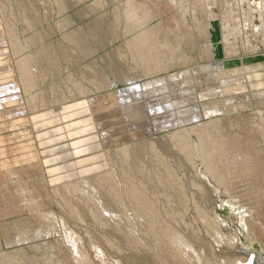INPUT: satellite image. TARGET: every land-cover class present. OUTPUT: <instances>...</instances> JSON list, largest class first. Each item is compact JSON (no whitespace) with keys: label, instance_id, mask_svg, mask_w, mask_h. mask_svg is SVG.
Instances as JSON below:
<instances>
[{"label":"rangeland","instance_id":"374dc122","mask_svg":"<svg viewBox=\"0 0 264 264\" xmlns=\"http://www.w3.org/2000/svg\"><path fill=\"white\" fill-rule=\"evenodd\" d=\"M188 4L190 5V2ZM179 6L178 0L174 2L171 0H0V7L4 11L1 22L3 35H0L6 41L8 32L13 34L9 47L15 53L12 62L15 67L13 69L18 75L11 80L0 78V88L5 90L0 92V251L8 254V259L17 261L12 263L3 258L0 264H35L32 262L34 258H37L39 264H75L67 248L64 229L60 225L52 226L44 218H37L35 214L38 211L55 212L58 217L61 216L65 220L72 231L83 236V246L95 264L102 263L97 260L93 252L89 236L99 242L109 264H190L191 262V264L197 262L204 264V257L208 258H205V264H234L233 260H243L250 254L259 264H264L263 48L256 53L241 52L242 57L227 59L221 23L215 21L212 39L208 46L205 44V40H208L206 32L202 31L203 35L199 37L193 30L194 25H205V14L196 13L194 22L191 11L190 14L182 16ZM211 10L218 13L219 7H211ZM1 15L2 13L0 17ZM141 17L144 21L138 28L131 29L127 26L126 19ZM149 27V33L139 36L141 30ZM75 32L79 34L78 36L76 34L77 37L73 35ZM133 39H135L134 43L129 49L127 45ZM6 42L8 46V41ZM138 45L145 50L141 53L140 63L137 64L133 61L131 52L135 55ZM240 58L254 61L227 63L226 67L244 68L246 87L242 91H232L222 85L219 87L221 91H218V85L212 86L209 81L197 80L190 83L184 80L185 74L192 73L196 65L207 66L215 62L218 67L220 66L218 62L231 59L239 61ZM33 66L36 68L35 71ZM250 66L254 68H249ZM9 69L12 70V67ZM5 70L7 69L0 68V73ZM211 73L216 74V70ZM250 74L259 75L257 78L249 79ZM164 76H171L173 83L175 79V85L168 84V87L160 88L161 83L163 84L160 79ZM218 77L222 75L219 74ZM15 80H18L23 87L21 92L6 90L7 87L14 86L12 81ZM149 82L151 86L154 84L157 88L154 86L153 95L142 102L139 110L145 109L147 114H143L142 118L149 119L150 124L139 122L141 116L129 118L130 123L139 122L141 128L143 127L142 130L146 131L138 138L143 141L142 147L131 151L133 155L128 159L120 152L115 154V150L132 141V134L129 132L122 134V139L119 136L113 138L119 132L111 133V130L115 129L114 114L120 112L123 107L118 104L120 110L102 114L101 122L104 121L105 126L96 124V129L93 130V134L98 137L96 140L100 143L91 144V148L84 150L82 159L71 165L73 166L71 169L76 170L75 173H96L108 169L104 165H114L116 177L112 178L111 182L103 184L104 181L99 177L85 182L89 189L87 194L90 191L94 194L100 193L103 200L116 188L129 186L130 182L147 184L151 179L158 181L161 175L166 176V180H172L168 189L170 200L172 198L171 206L172 208L177 206L173 216L171 218L165 216L166 219L159 217L156 226L147 215L144 216L142 212L139 214V210L136 209L138 205H133L129 201H123L120 206L113 202L114 213L111 212L112 208L107 200L109 205L107 207L110 210L107 213L104 210L100 211L93 201L86 202L84 198L88 195L80 194L82 203L75 198V195L68 193L67 189L60 188L58 192L53 190L54 183L50 182V179L57 180V178L47 171L49 166L46 167L44 164L46 158L44 152L47 149H55L54 155L59 157L57 164L70 162L71 156L65 155L68 151L66 145L77 138L65 137L61 142L47 144L50 145L49 147L42 145L38 141V132L31 116L48 114L52 111L60 113L64 108L75 107L76 104L84 102L91 105L95 101L110 100L113 95L120 97L138 90L139 84L144 88L149 87ZM203 82H206V86ZM23 89L27 92L33 90L34 94H38L37 97H33L34 99L29 96L24 99L27 111L21 116L28 118V123L25 122L24 125L19 121V115L6 113V110L12 111L10 105L17 104L16 99L28 95ZM217 91L219 95H216ZM233 103L242 106L235 108ZM214 104L218 105L215 107ZM125 108L126 113H129L130 109ZM87 116L88 114L84 117ZM217 119L221 120V131L218 134L208 125L213 122L212 120ZM94 120L97 121L96 118ZM73 121L76 119H67L63 123L60 121L58 122L60 124L53 125L63 127ZM14 122H18L20 127L12 125ZM204 129L209 136L206 144L202 145V140L207 135ZM67 131L62 128V132ZM23 133H29L27 137L31 138L32 141L29 140L31 143H34L38 153L37 161H43V169L36 164L37 161L27 160L28 156H24ZM102 133H106V141ZM109 139L117 140V143L110 144ZM90 142H94V138ZM179 143L181 146L184 144L183 150L180 149ZM222 150H225L226 155L220 159L226 164L234 158L239 163L235 167L238 171H234L228 181L230 184L223 181H227L226 176H222L225 179L220 178L223 180L217 179L219 175L212 173L210 167L212 160L210 157L208 159L210 153L219 154ZM108 151H112L110 156L105 155ZM93 154L95 156L90 158ZM85 157L87 158L84 159ZM5 159H8V166L4 162ZM254 165L259 166L258 171L252 169L251 166ZM21 166L25 167L22 169ZM15 181L24 183L23 190L30 192L32 196L30 202L35 201L39 204L35 205L34 211L28 210L17 197L20 189L7 190L10 183H17ZM224 185L225 187H222ZM197 195L202 196V200ZM70 201L80 209L81 220L65 209L67 202ZM147 210L153 211V209ZM182 214L188 222H184ZM135 215L143 217L134 219ZM161 218L163 221L160 220ZM180 221L183 223L191 221L189 225L192 226L187 224L188 227L184 224L183 227ZM169 223L184 234L187 243L194 250L196 249L197 253L200 251V254L198 253L200 261L189 258L179 248L174 247L167 234L170 229L165 228ZM212 226H219L222 228L218 227L219 230L229 237L230 234L232 237L235 236L233 242L219 244L213 240V233L210 231ZM250 230L252 231L249 232ZM108 238L117 244L111 246L107 242ZM199 248L202 251L198 250ZM25 255L27 256L24 257Z\"/></svg>","mask_w":264,"mask_h":264},{"label":"bare ground","instance_id":"6f19581e","mask_svg":"<svg viewBox=\"0 0 264 264\" xmlns=\"http://www.w3.org/2000/svg\"><path fill=\"white\" fill-rule=\"evenodd\" d=\"M174 1L175 0H171V2H174ZM189 2H190V5L188 4ZM178 3H180L179 7L181 8L180 10H181L182 16H185L186 14L187 15L190 14L189 12L191 11L193 19H194V22L196 21V15H195L196 13L198 14L199 12H203L205 14L204 15V23H205V25L204 26H201L199 24L194 25L193 30L196 32L197 36H199V37H202V35H203L202 31L206 32V34H207L206 36H207L208 40L207 39L205 40V44L208 45V46H209L210 41L212 39V31L214 30L215 21L217 20V21H219L221 23L222 36H223V40H224V46L226 47L227 59L228 58L242 57L241 56V52H243L245 54L246 51L250 52V53H256V52H258V50H261L263 48V52H264V0H259L257 2H255L254 0H178ZM214 6L215 7L216 6L219 7L218 13H215L213 10H211V7H214ZM1 8L2 7H0V11L2 13V15H1L2 17H0V34L3 35L1 33V26H3L1 24V22H2V19L4 18V15H3L4 11ZM127 12H129V11H127ZM206 17H208V18L205 19ZM126 21H127V26L129 28H131V29L135 28L136 29V27L138 28L141 24H143L144 19L142 17L140 19L139 18H131V19L128 18V19H126ZM9 27H7V28H9ZM149 31H150V27L146 28V29H143V30H141V32H140L141 34L139 36H142V35H144L146 33H149ZM77 32H79V31L77 30ZM76 34H77L76 32L73 34L74 37H77L79 35V34H77V36H76ZM1 35H0V47H2V48L0 50V58H1L0 59V68H1V70H2V68L3 69L6 68L7 70H5L6 72L4 71L5 73L4 72L0 73V78L6 79V80H11V79H14V78L18 77V75L16 74L15 69H13L15 67H14V64L12 62V56H14L15 53H13V51L9 47L10 40L13 37V34H11L10 32H8V34H7V37L9 38V39L6 38V41H8V46H7V42L5 41L4 38H2ZM79 37H81V36H79ZM134 40L135 39H133L132 41H129V43L127 45V47L129 49H131L130 45H132L134 43ZM162 45L164 47H167L165 44H162ZM144 50H145V48H142V47H140L138 45V47H136L135 55L131 52L132 59L137 64H138V62L140 63L141 55H142L141 53ZM10 54H12V55H10ZM253 61H254L253 59L240 58L239 61L237 59H231V60H225V61H222V62H218V64H220V66H218V67H217V65H215L216 64L215 62H214L215 64L213 63V64L207 65V66L196 65V66H194V69H193L192 73L185 74V76L187 78L184 76L185 77L184 80L188 81L190 83H192L193 81H197V80H199V81L200 80H205L207 82L209 81V83H211L212 86L213 85H216V86L218 85L217 86L218 89L216 88L218 91L219 90L221 91V88L219 89V87H221V85H222V87H227L228 89H231L232 91H242L246 87V84L244 82L246 80V79H244V78H246V71L241 66L240 67H234V68H227L226 67L227 63H239V62L240 63H251ZM16 62H18V61H16ZM145 66L147 67L148 65H145ZM10 67H12V70L9 69ZM249 68H254V66H250ZM33 69H34V71L36 70L35 66H33ZM210 69H211V71H210ZM213 70H216V74H214V75L211 73ZM2 74H5V75H2ZM219 74H221L222 77H218ZM258 75L259 74H252V75L250 74V75H248V78L249 79H251L252 77H254V78L256 77L257 78ZM215 77H216V80H215ZM160 80L163 81V84L161 83V85L159 86L160 88H163L164 86L168 87L167 86L168 84L175 85V79H174V83H173L171 76H164ZM15 82L17 83V85H15ZM155 82L156 81H153V83H155ZM13 83H14V86H13ZM190 83H188V84H190ZM149 85H150L149 87L144 88L143 86H141L139 84L138 85L139 87L138 88L136 87L138 90L135 91V90H133L134 88L131 89V90H133L134 93L133 92L132 93H128V94L120 96V97H117V96L113 95L110 100H103V101H100V102H96L95 101L91 105L89 103H87V102H84V103L76 104L75 107L69 106L67 108H64V109H62V112H60V113L52 111V112H50L48 114H36V115H33V117L31 116V118H32L31 120H32V122H33V124H34V126H35V128L37 129V132H38V135H37L38 141H40V143L42 145L45 144V146L49 147L50 145H47V144H53L54 142H56V143L61 142V140L64 139L65 137L68 138V137L75 136L77 138V139L72 140L71 142H68L67 145L65 144L67 146V147L66 146L65 147L68 149V151H67V153H65V155L71 156V161L70 162H62L60 164H57L58 161H59V157H58V155H54V153H55L54 150L55 149H47L44 152L45 155H46V156H44V157H46L44 159L45 160L44 164H46L45 165L46 167L49 166L47 171H50V173H52V175L57 178V180H54L53 178L50 179V182L54 183L52 185V187H53L52 189L53 190L58 192L60 188H62L64 190L67 189L68 193L75 195V198H77L82 203H83V201L80 198V194L81 195L82 194L83 195H88V197L84 198V199L87 200L86 202L93 201V203L96 204L99 207L100 211L104 210L107 213L110 212V210L107 207V206H109V205H107V200L110 202V205H111V208H112L111 212L113 211L114 213H115V208L113 207L114 206L113 202H114V204L120 206V203H123V201H129V202L133 203V205H138V207L136 206V209L139 210V212H140L139 214H141V212H142L144 216L147 215L150 218V220H152L156 224V226L158 225L156 221H158L159 217L167 216L168 218L169 217L171 218L173 216V213H175L177 211L176 210L177 206L175 208H172V206H171L172 205L171 204L172 198L170 200V194H169L168 189L171 187L172 180L171 179H167L166 180V176L161 175L160 177H158V181H155V180L151 179V181H149V183H147V184L146 183H140V182L138 183V181L130 182L129 186L116 188L115 191L110 192L108 197H106V199L103 200L101 198L102 196H101L100 193L94 194L93 192L90 191L89 194H87L89 189L87 188V185L85 184V182L91 180L92 178H97V177H99L102 181H104L103 184H107V183H109V181L111 182L112 178L116 177V174H115L116 167H114V165L113 166H110L109 164L104 165V166H107L108 169L100 170V171H98L96 173H94V172L93 173H87V172L75 173L76 170L73 171L71 169L73 167L71 165H75L76 161H79V160L82 159V157L84 156V153H83L84 150H87V149L91 148V144H95L96 142L100 143V141L96 140L98 137H97V135L93 134V130L96 129V124H99L101 127L105 126L104 121L101 122L102 114L104 112L114 111L116 109L120 110L121 107H119V105L123 106L122 109H121L122 112L121 111L120 112L116 111L117 113L114 114L116 116V118L113 120V124L115 126L114 127L115 129L111 130L112 131L111 133L119 132V134L118 135H114L113 138L119 136V138L122 139L123 138L122 134H128V132H129L130 134H132L131 135L132 141L128 142L127 144H123L120 148L115 150V154L120 152L121 154H123L125 156L126 159H128V158H130L133 155V152H131V151H135V150L138 149V147L139 148L142 147L143 141L138 140V138L140 136H143L146 133V131L142 130L143 127L141 128V126L139 125V122L143 121L144 123H149L150 124V121H149V119L148 120H144V118H142L143 114H147L145 109L144 110L141 109V111L139 109H140V106L142 107V102L146 101L145 99L148 100V98H150L151 94L153 95V92L155 91L154 88L155 87L157 88V86L154 85V84L151 86L150 82H149ZM12 86L13 87H7L6 90L12 89V91L19 90V92H21V89L23 88L19 84L18 80L12 81ZM205 86H206V84H205ZM191 89H193V88H191ZM2 90L5 91L4 88H0V92L1 93H2ZM211 90H212V88H211ZM166 91H167V89H166ZM218 91H217V93L215 92L216 95L218 94ZM24 92L26 94L28 93V95L24 96V98H23V96H21L20 99H16L15 101L17 102V104L14 105V106L10 105L11 108H12V111H8V110H6L7 112L5 111L6 113H9V115H16V114L19 115V117H18V118H20L19 121L23 125L25 124V122L28 121V118H25L24 116H21V115H23V112L27 111V108L25 106V101H24L25 97L27 98L29 96L31 98H33V97L35 98V97L38 96V94H34L33 90L29 91V92H27V90H24ZM178 92H180V91L178 90ZM183 92H184V90H183ZM40 93H42V92H40ZM185 94H187V93H185ZM208 94H209V91H208ZM245 96H247V95H245ZM188 97H190V96H188ZM209 98H211V97H209ZM240 98H241V96H240ZM20 101H22L23 103H21ZM180 101H181V99H180ZM145 103L147 104V102H145ZM228 103H229V101H228ZM201 104H202V102L200 103V105ZM233 104H235V103H233ZM239 105L242 106L241 104L237 103L233 107H235V108H237V106L240 107ZM244 105L246 106V104H244ZM145 106H144V108H146ZM214 106H215V104H214ZM125 107L130 109L129 113H126V111H125L126 108ZM209 107H211V106L209 105ZM231 108H232V106H231ZM157 110H159V109H156V111ZM206 110H207V108H206ZM215 110H216V108H215ZM209 112L211 113V111H209ZM86 114H88V116L84 117ZM130 114H133V115H130ZM211 114H214V113H211ZM132 116H141V118L139 117V122L138 123H135V122L134 123H130L129 118L132 117ZM73 118L76 119V121H73L71 123H67L63 127L54 126V125H57V123L60 122V121H61V123H63L67 119H73ZM95 118L97 119L96 122L94 120ZM214 120H212L213 122H210L208 125L210 127H212L215 131H217L216 134H218L221 131L220 130L221 120H218V119L216 121H214ZM204 123H206V122H204ZM14 124L17 127L18 126L20 127V124H18V122L12 123V125H14ZM58 124H60V123H58ZM193 125L195 126V124H193ZM125 126H126V128H125ZM206 127H208V126H206ZM62 128H65L68 131L66 133L62 132ZM196 129H197V127H196ZM182 130H183V126H182ZM150 131H151V128H150ZM185 131H184V134H185ZM198 131H199V129H198ZM204 131H205V133H207L206 129H204ZM26 133H23L24 142H25V145H24V150H25L24 156L27 155L28 156L27 160H34V162H35L38 159V153H37V151L34 148V143H31V141H32L31 138L29 139L27 137V136H29V133L28 134H26ZM61 133H63V134L61 135ZM187 133H190V132H187ZM200 133H202V132H200ZM170 134L173 135L172 133H170ZM102 136H103V138H105L104 141H106V133H102ZM207 136H209L208 133H207L206 136H204L205 138H203L204 141L202 140V143H201L202 145L204 143L206 144ZM26 138H28V139H26ZM93 138H94V142H90V140H93ZM179 139H182V138L179 137ZM29 140H31V141H29ZM110 140L111 139H109V143L110 144L117 143V140H113V141H110ZM88 142H90V143H88ZM192 142L194 143V141H192ZM190 144H192V143H190ZM98 146H99V144H98ZM180 146H181V144H180ZM183 146H184V144H182L180 149H182ZM185 146H187V145H185ZM56 147H58V146L56 145ZM177 147H178V145H177ZM70 148H71V151H70ZM182 150H178V151L183 152ZM112 151H114V150H112ZM112 151H108L107 153H105V155L110 156V153ZM185 152H187V151H185ZM189 152H191V150ZM2 154L4 155V153H2ZM224 155H226L225 154V150H222V151L219 152V154L218 153H215V154H211L210 153V156H208V159L210 157L211 160H212V163H211V166H210L212 168L211 169L212 173L219 175V177L217 178L218 180L220 178H223V179L227 178V181L223 180V179H220V180H223L226 183V182L230 181V177H231L232 173H234V171H238V169L235 168V167H237L236 164H239V163L236 160H234L235 158L233 156L234 159H232L230 161V163L226 164L224 162V160H221L222 157H224ZM94 156H95V154L91 155L90 158H93ZM216 157H219V158L217 159ZM86 158L87 157H85L84 159H86ZM200 158H202V157H200ZM7 160L5 159L4 162L8 166L9 163H7ZM193 162H192V165H194ZM204 162L205 161H203V163ZM11 163H13V162H11ZM11 163H10V165H11ZM48 163H52V164H48ZM207 163H208V161H207ZM234 163H235V165H234ZM36 164H38L39 167L41 169H43V166H42L43 165V161L41 162L40 160H38ZM195 166H196V164H195ZM21 167L23 169V167H25V166H21ZM39 167H38V169H39ZM251 167H252V169L254 168L253 170H257V171L259 170V169H257V167L259 168L258 165H254V166H251ZM125 169H126V167H125ZM205 169H207V168H205ZM260 170L262 172L261 168H260ZM242 171H245V170H242ZM250 171L251 170L249 169V172ZM263 171H264V167H263ZM224 173H225V175H223ZM238 173L240 174V172H238ZM16 174H20V173H16ZM11 175H13V174H11ZM222 176H224V177L226 176V177L224 178ZM240 176H242V175H240ZM211 177H212V175H211ZM212 179L213 178H211V180ZM232 180H234V179H232ZM21 181H19V182L15 181L17 183H10V185H8L9 189L7 188V190L12 189V190L16 191V189H20L19 190L20 193H17V197L20 199V201L22 203H24L25 207L28 210H33L35 205H39V204H37L35 201H34L35 203L34 202H30V198L32 196L30 195V192H28L26 190L25 191L23 190L24 189L23 188V184L24 183H22ZM224 182H222V183H224ZM218 183L219 182L217 181V184ZM222 187H225V185L222 186ZM172 188H173V186H172ZM227 189H228V187H227ZM171 190H173V189H171ZM222 190H223V188H222ZM217 192H218V190H217ZM228 193H225V194H228ZM96 195H97L98 199H97ZM217 195H218V193H217ZM198 197H200V199L202 200V198H201L202 196H198ZM222 198H224V197H222ZM193 204H195V203H193ZM66 205L67 206L65 207V209H67L71 215H74V217H77L79 220H81L80 209L77 206L73 205L72 201L67 202ZM143 207H147V209H153V211L150 212L147 209H143ZM38 208H39V206H38ZM178 209H180V208H178ZM146 210L148 211V213H147ZM38 212H36L37 214H35L37 218H44L52 226L59 227V225H60L64 229L63 231H64L65 238H66V241H67V248L71 252V255H72L73 260L75 261V264H95L94 261H92L91 258H89V254L87 253L86 248H84V246H83V236L81 237V236L77 235V233L72 231L67 226V223L65 222V220L61 216L58 217L55 214V212H53V211H43V212H39V213ZM239 212L240 211H238V213ZM181 213H179V214H181ZM136 217H138V219H139V217H143V216H141V215L136 216L135 215L134 219ZM182 217H183V214H182ZM165 219H166V217H165ZM206 219H207V217H206ZM160 220H162V218ZM183 220L185 222L188 219L185 220V218L183 217ZM187 222L183 223L182 221H180V223H183V227L185 225H187V224L189 225V223L191 221L189 223H187ZM170 223L166 224L167 226H165V228H169L170 229V232H167V234H168L169 240L174 245V247L177 248V249L179 248V250L181 252H183V254L188 255L189 258H193V259L195 258L196 261L197 260L200 261L201 258L198 255V253L200 251H198V253H197L195 251L196 249L194 250V248L189 243H187L186 238L183 236L184 234L180 233L176 228H174L175 226L171 225ZM160 224H161V222H160ZM118 226H121V225L118 224ZM218 227L212 226V228L210 230L213 233L212 234L213 237H214L213 240H215L219 244L222 243V242H227V243L231 244L233 242L235 236L232 237V234H230L232 238L227 236L226 234L221 232L219 230L220 227L219 228ZM122 228L126 229L125 226H122ZM250 228H248V229H250ZM220 229H222V228H220ZM230 231H232V230H230ZM251 231L252 230H250L249 232H251ZM225 232H226V230H225ZM205 233H207V232H205ZM253 233H251V234L253 235ZM233 235H234V233H233ZM89 238H90V244H91V246L94 249L93 252L95 253L97 260H99L102 264H109L106 261V259H105V255H104L103 250L101 249L100 245L98 244L99 242L97 243V241H95L94 238H92L90 236H89ZM110 239L108 238L107 242H109V244L111 246L117 244V243L114 244L113 243L114 240H110ZM203 247H204V245H203ZM204 249H206V248H204ZM198 250H201V249L199 248ZM202 255L204 256V254H202ZM26 256L27 255H25L24 257H26ZM3 258L8 259V254L4 253L3 251H0V261ZM205 258L206 259H208V258L204 257V259H203L204 262L206 263ZM34 259H32V262H34L35 264H39L38 261H36L37 258L35 260ZM8 260L10 262H12V263L17 262V261L11 260V258H9ZM240 260H238L239 262L237 260H235V261L233 260V263L234 264H259L257 259L251 254L246 256L245 258H243V260L242 259H240ZM18 262H20V261H18ZM215 262H217V261H215Z\"/></svg>","mask_w":264,"mask_h":264}]
</instances>
